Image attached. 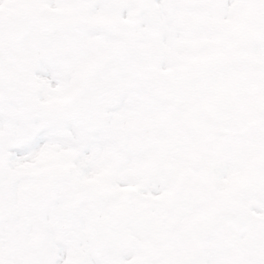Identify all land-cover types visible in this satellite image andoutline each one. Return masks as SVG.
<instances>
[{"label": "snow or ice", "instance_id": "snow-or-ice-1", "mask_svg": "<svg viewBox=\"0 0 264 264\" xmlns=\"http://www.w3.org/2000/svg\"><path fill=\"white\" fill-rule=\"evenodd\" d=\"M0 264H264V0H0Z\"/></svg>", "mask_w": 264, "mask_h": 264}]
</instances>
